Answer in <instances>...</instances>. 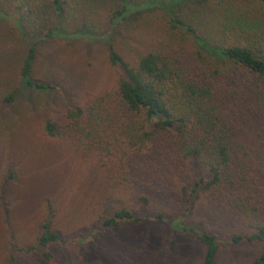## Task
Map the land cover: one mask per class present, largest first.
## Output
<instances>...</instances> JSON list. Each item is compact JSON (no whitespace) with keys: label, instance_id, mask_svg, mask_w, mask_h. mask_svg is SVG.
<instances>
[{"label":"trees","instance_id":"16d2710c","mask_svg":"<svg viewBox=\"0 0 264 264\" xmlns=\"http://www.w3.org/2000/svg\"><path fill=\"white\" fill-rule=\"evenodd\" d=\"M213 1L223 0H152L140 4L120 0L109 15L112 24L151 20L162 14L167 29L163 39L130 59L108 44V63L119 75L113 91L94 96L85 106L66 104L61 120L47 116L44 107L34 115L41 116L37 123L46 138L71 140L73 152L80 158L97 160L103 172L106 162L114 159L115 168L111 169L115 177L127 181V164L137 161L149 179L179 174L185 182V202H190L187 196L201 194L252 231L233 235L230 243L264 244V21L243 7H225L221 13L224 20L217 22L224 37L222 42H214L211 34L200 36L172 9L183 3L203 8ZM257 4L264 13V0ZM68 7V0H50L39 8H15L27 48L19 70L20 90L2 98L6 108L15 103L20 92L60 91L58 84L33 75L41 43L49 39L109 43L112 30L95 34L85 25L72 33L62 30ZM49 9L53 27L49 26V16L45 18ZM6 15L0 12V20ZM170 34L175 37L170 39ZM7 177L14 178L11 172ZM8 195L10 190L0 189L4 222L10 217L5 203ZM136 203L147 206L149 200L137 195ZM137 212L125 206L111 215H101L99 228L93 232L103 228L118 233L121 223L167 220L174 232L197 234L205 246L200 264H219L220 240L186 225L184 213L171 221L162 213L137 217ZM38 234L37 244L42 249L59 239L50 222H43ZM69 241L80 244L86 239L76 236ZM42 256L51 259L47 253ZM250 264H264V250Z\"/></svg>","mask_w":264,"mask_h":264},{"label":"rangeland","instance_id":"374dc122","mask_svg":"<svg viewBox=\"0 0 264 264\" xmlns=\"http://www.w3.org/2000/svg\"><path fill=\"white\" fill-rule=\"evenodd\" d=\"M49 1L0 0V12L8 14L0 20V189L10 190L5 202L10 214L7 222L2 216L5 204L0 203V264H200L205 246L197 234L174 232L167 220L142 219L136 225L121 223L118 233L103 228L93 232L99 228L101 215H111L125 206L136 209L137 217L162 213L174 221L184 213L186 225L220 240L216 256L219 264H250L264 250V244L230 243L233 235L252 231L201 194L187 196L190 202H185V182L179 174L149 179L141 173L137 161L127 164V181L115 177L111 169L115 168L114 159L106 162L103 172L97 160L78 157L71 140L46 138L37 123L41 116L34 115L44 107L47 116L61 120L66 104L85 106L94 96L113 91L119 75L108 63V44L125 59L150 49L166 33L162 14L151 20L130 19L114 25L109 15L119 7L120 0H68L61 29L72 33L85 25L95 34L112 30L109 43L57 39L41 43L33 75L58 84L61 92H20L13 105H3V97L20 90L19 70L27 48L15 8H39ZM127 1L140 4L152 0ZM257 3L223 0L203 8L183 3L172 9L200 36L211 34L214 42H222L224 35L217 22L224 20L223 8L243 7L252 17L264 21ZM48 16L53 27L50 9L45 18ZM9 172L14 178L7 177ZM137 195L145 196L149 204H137ZM43 222H50L59 239L42 249L37 239ZM76 236L85 238V243L69 241ZM42 253L51 259L43 258Z\"/></svg>","mask_w":264,"mask_h":264}]
</instances>
